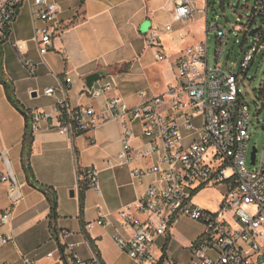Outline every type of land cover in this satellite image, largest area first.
Listing matches in <instances>:
<instances>
[{"label":"crops","instance_id":"crops-1","mask_svg":"<svg viewBox=\"0 0 264 264\" xmlns=\"http://www.w3.org/2000/svg\"><path fill=\"white\" fill-rule=\"evenodd\" d=\"M54 1L64 26L54 40V49L41 55L28 4L20 10L4 42L5 72L18 99L32 114L52 109L65 96L72 106L99 108L103 100L88 95L86 76L101 68L114 70L107 77L114 84L112 94L123 97L130 105L144 100L142 91L148 96L165 93L175 81L177 59L187 47L208 37L207 21L212 18L208 0H190L193 10L185 19L175 15L183 0ZM167 25H171L170 31ZM150 31L160 37L166 59L158 60L154 48L148 45L145 35ZM27 61L35 66H28ZM123 66L128 68L122 71ZM66 75L72 78L67 87ZM50 87L56 89L55 95L45 93ZM202 122L201 116L195 120L198 126ZM128 127L134 131L131 145L141 147L146 141L141 125L131 120ZM25 130L24 115L8 100L0 83V175L8 173L3 159L7 155L22 191L21 199L13 202L8 184L0 180V216L6 209L12 213L10 221L0 226V264H26L27 258L32 264H79L62 250L64 243L76 244L80 264H140L115 237L128 238L132 232L131 226L123 225L121 211L129 212L135 219H145L137 202L156 178L152 174L138 178L133 169L151 167L159 157L153 155L110 166V160L116 162L123 150V127L118 120L103 123L73 139L60 130L43 126L33 133L30 161L38 183L57 193L54 222L48 196L27 181L22 165ZM182 131L184 143L191 144L196 132L184 126ZM92 168L99 170L100 189L87 187L82 210L81 184L87 183L86 174ZM220 186L225 195L227 186ZM99 219L106 223H97ZM90 222L94 224L88 228ZM63 231L68 232L67 237L61 234ZM203 232L201 222L186 217L167 234L157 237L155 253L186 264L191 259L188 245ZM3 235L12 236V240L3 243Z\"/></svg>","mask_w":264,"mask_h":264},{"label":"built area","instance_id":"built-area-1","mask_svg":"<svg viewBox=\"0 0 264 264\" xmlns=\"http://www.w3.org/2000/svg\"><path fill=\"white\" fill-rule=\"evenodd\" d=\"M25 4L31 8L35 41L44 55L54 49V40L64 29L54 0H0V41L8 39L11 26ZM240 8L247 10L245 15H240L246 19L241 31L249 26L248 32L256 29L255 36L261 39L260 28L252 26L264 24V0L249 1ZM192 10L191 1L183 0L175 10L176 18L185 19ZM166 29L170 31L171 25ZM207 31L217 37V64L210 63L207 38L187 47L176 61L175 81L163 94L148 96L142 91L144 100L130 105L123 97L112 94L114 84L106 77L86 89L91 98L103 100L99 108L72 106L65 96L52 109L32 114L33 132L46 126L68 134L70 139L108 121H120L123 150L116 162L110 160V166L130 164L153 155L159 157L151 167L133 169V175L138 178L148 174L156 178L137 202L138 211L145 219H135L129 212L121 211L123 225L131 226L132 232L128 238L115 237L123 250L140 264H182L158 256L154 247L158 236L167 234L186 217L206 227L201 237L188 245L191 259L186 264H264V150L261 159L256 158L257 169L251 168L247 160L251 140L249 106L241 98L240 89L242 74L249 69L259 46L251 47L238 71L228 70L221 61L225 57L229 29L216 15L208 19ZM145 36L156 58L166 59L158 34L150 31ZM26 64L35 66L32 61ZM65 80L67 87L72 78L66 75ZM45 93L55 95L56 89L47 88ZM199 116L203 122L198 126L195 120ZM131 120L139 122L146 140L138 148L130 143L134 133L128 127ZM182 126L196 132L189 145L184 143ZM86 177L87 187L100 189L97 168L88 170ZM0 180L8 184L10 194L16 190L8 173L1 174ZM220 184L226 185L227 191L218 212L193 203L200 189ZM11 214L10 209L1 214L0 226L10 221ZM97 223L106 222L99 219ZM93 224L90 222L87 227ZM61 234L68 236L67 231ZM10 240L12 236H1L3 243ZM75 247V243H64L63 251L80 264L82 260ZM25 262L32 264L28 258Z\"/></svg>","mask_w":264,"mask_h":264},{"label":"rangeland","instance_id":"rangeland-1","mask_svg":"<svg viewBox=\"0 0 264 264\" xmlns=\"http://www.w3.org/2000/svg\"><path fill=\"white\" fill-rule=\"evenodd\" d=\"M210 2V16L219 15V20L229 29L228 44L226 45L225 57L221 64L229 69L238 71L241 63L249 53L254 44L259 46L255 58L242 74L243 82L240 84L241 98L249 106V131L251 140L249 142V152L247 155L248 164L251 168L257 169V166L251 164V152L254 146L258 148L257 159L260 160L264 150V24H256L252 28L259 27L263 37L251 36L248 27L241 31V26L246 24V19L240 15H245L247 10L240 6L248 3H254L255 0H208ZM199 39L200 36H195ZM206 39V38H205ZM209 60L212 66L217 64L216 47L217 37L212 31L208 32ZM144 87V86H142ZM223 187L220 185L209 186L200 189L193 197V203L199 207L210 210L214 213L220 209V202L225 198ZM222 200V201H223ZM231 219V217H229ZM203 224V223H202ZM204 230H205V225Z\"/></svg>","mask_w":264,"mask_h":264},{"label":"trees","instance_id":"trees-1","mask_svg":"<svg viewBox=\"0 0 264 264\" xmlns=\"http://www.w3.org/2000/svg\"><path fill=\"white\" fill-rule=\"evenodd\" d=\"M4 42L0 41V83H2L6 90V95L8 97V100L12 103V105L20 111L26 120V130L24 134V142H23V149H22V165L27 175V181L30 185L33 187L43 191L48 196V199L50 200L51 206H52V221L56 220L57 218V193L53 188L43 186L42 184L38 183L36 180V177L33 172V168L31 166V153L34 143V136L33 131L31 127V119H32V113L26 110V108L22 105L20 100L18 99L15 87L13 82L8 78L5 67H4ZM128 68V66H123L122 71H125ZM87 189V185L82 182L81 184V194H80V201H81V209L84 208V202H85V191ZM63 250V247H62Z\"/></svg>","mask_w":264,"mask_h":264},{"label":"water","instance_id":"water-1","mask_svg":"<svg viewBox=\"0 0 264 264\" xmlns=\"http://www.w3.org/2000/svg\"><path fill=\"white\" fill-rule=\"evenodd\" d=\"M255 32H256V29H253L250 32V35L254 36ZM113 73H114L113 69L101 68V69L97 70L96 72H93V73H91V74L86 76V85H87V87L91 88V87L94 86V84L97 81H99L101 79H104V78L112 75ZM257 153H258V148L256 146H254L253 149H252V152H251V163L252 164L256 163ZM3 159H4L6 167H7V172L10 175L12 181L15 183V186H16V190L13 193L10 194L11 200L13 202H16L19 199H21L22 191H21V188H20L16 173H15V171L13 169L12 163L10 161V158L7 155H5L3 157ZM71 194L74 195V191H72Z\"/></svg>","mask_w":264,"mask_h":264}]
</instances>
